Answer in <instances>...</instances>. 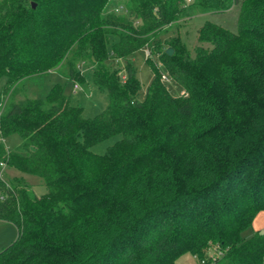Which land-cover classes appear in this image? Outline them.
Segmentation results:
<instances>
[{
    "label": "trees",
    "instance_id": "trees-1",
    "mask_svg": "<svg viewBox=\"0 0 264 264\" xmlns=\"http://www.w3.org/2000/svg\"><path fill=\"white\" fill-rule=\"evenodd\" d=\"M108 2L0 0V96L65 62L67 78L84 83L78 61L108 99L86 119L54 85L2 111L0 138L19 146L0 147V164L38 177L46 193L0 178V222L17 233L0 264H175L185 254L264 264V232L246 235L264 213V0H129L123 19L102 16ZM234 4L237 34L206 23L193 54L179 38L152 49L184 94L167 91L148 57L141 100L131 57L180 16ZM211 248L219 255L206 263Z\"/></svg>",
    "mask_w": 264,
    "mask_h": 264
},
{
    "label": "rangeland",
    "instance_id": "rangeland-1",
    "mask_svg": "<svg viewBox=\"0 0 264 264\" xmlns=\"http://www.w3.org/2000/svg\"><path fill=\"white\" fill-rule=\"evenodd\" d=\"M187 3V2H186ZM193 3V0L188 4ZM131 4L129 0H109L102 16L107 14L114 15L117 18L123 19L127 15L126 9H129ZM238 17L239 5H232V7L220 13L203 11L195 9L187 15L180 16L174 20L169 26L157 31L150 42L149 47L144 48L142 51L135 53L131 57V64L136 71V78L141 87L139 98L142 100L145 97L146 90L153 80V68H155L161 78V82L167 91L174 97L183 96L184 92L181 86L176 83L167 73L166 68L158 61V55H146L147 52H152V49L158 47L160 52L167 49L168 41L179 38L187 49L193 54L194 48L198 45L197 33L206 23H211L221 28H224L232 34L238 33ZM153 63V68L147 63ZM67 63L61 64L59 67L51 70L40 76H32L24 78L18 83L11 86L9 89H4L1 93V100L3 110L9 105L21 103L25 99H43L48 94L54 85H60L63 88L64 96L69 100L72 106L79 107L83 110V117L92 119L102 114L108 104L107 95L105 92L99 91L92 83L91 70L92 67L87 62L75 61L73 66L80 68L81 74L85 77L84 83H74L67 78ZM115 65H117L114 62ZM120 75L123 72V63L119 65ZM3 80H0V91L2 90ZM120 139L119 136L112 137L92 148L96 154H104L106 150ZM19 146V138L16 135H10L6 138H0V147L4 152L13 153ZM22 177L23 183L29 185L32 192L40 197L46 193V188L41 179L30 175L18 174L11 168H0V178L7 184L14 185V179ZM264 216H259L261 221ZM258 219V218H257ZM256 221V219H255ZM255 228L252 226L246 233L249 235ZM264 232V229L261 230ZM17 233L15 228L8 223L0 222V251L10 245L16 239ZM215 248H211L206 252L204 262L212 263L215 259ZM219 255V254H218ZM175 264H201V262L190 254H185L179 257Z\"/></svg>",
    "mask_w": 264,
    "mask_h": 264
},
{
    "label": "crops",
    "instance_id": "crops-1",
    "mask_svg": "<svg viewBox=\"0 0 264 264\" xmlns=\"http://www.w3.org/2000/svg\"><path fill=\"white\" fill-rule=\"evenodd\" d=\"M259 216H264V213H260L257 217H256V221L254 220L253 226L255 228H253L254 230H259L261 231L262 229H264V219H262L261 221L259 220ZM258 218V219H257ZM264 218V217H262Z\"/></svg>",
    "mask_w": 264,
    "mask_h": 264
},
{
    "label": "built area",
    "instance_id": "built-area-1",
    "mask_svg": "<svg viewBox=\"0 0 264 264\" xmlns=\"http://www.w3.org/2000/svg\"><path fill=\"white\" fill-rule=\"evenodd\" d=\"M192 0H186V2L187 3H189V2H191ZM149 52H147V54L146 55H148L149 56ZM147 56V57H148ZM122 79L124 80L125 79V77L124 76H122ZM2 111H3V105H2V100H1V97H0V116H1V114H2ZM2 167H4V165H2V164H0V168L2 169ZM0 200H2V197L0 196ZM203 263V262H202Z\"/></svg>",
    "mask_w": 264,
    "mask_h": 264
},
{
    "label": "water",
    "instance_id": "water-1",
    "mask_svg": "<svg viewBox=\"0 0 264 264\" xmlns=\"http://www.w3.org/2000/svg\"><path fill=\"white\" fill-rule=\"evenodd\" d=\"M33 7H34V5H33ZM172 50L171 49H168V50H166V54L168 55V56H171L172 55Z\"/></svg>",
    "mask_w": 264,
    "mask_h": 264
}]
</instances>
